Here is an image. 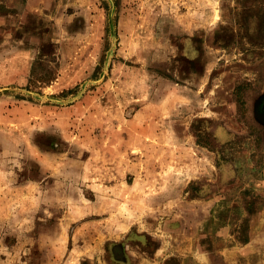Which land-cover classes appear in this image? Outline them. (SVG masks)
Instances as JSON below:
<instances>
[{"label": "rangeland", "instance_id": "rangeland-1", "mask_svg": "<svg viewBox=\"0 0 264 264\" xmlns=\"http://www.w3.org/2000/svg\"><path fill=\"white\" fill-rule=\"evenodd\" d=\"M262 105L264 0H0V264H264Z\"/></svg>", "mask_w": 264, "mask_h": 264}, {"label": "flooded vegetation", "instance_id": "flooded-vegetation-1", "mask_svg": "<svg viewBox=\"0 0 264 264\" xmlns=\"http://www.w3.org/2000/svg\"><path fill=\"white\" fill-rule=\"evenodd\" d=\"M262 111L264 112V105H262ZM264 123V122H263Z\"/></svg>", "mask_w": 264, "mask_h": 264}, {"label": "trees", "instance_id": "trees-1", "mask_svg": "<svg viewBox=\"0 0 264 264\" xmlns=\"http://www.w3.org/2000/svg\"><path fill=\"white\" fill-rule=\"evenodd\" d=\"M244 240H246L247 241V239L245 238Z\"/></svg>", "mask_w": 264, "mask_h": 264}]
</instances>
